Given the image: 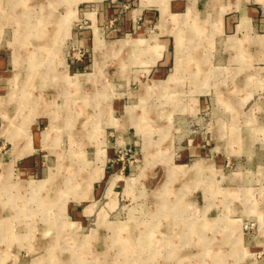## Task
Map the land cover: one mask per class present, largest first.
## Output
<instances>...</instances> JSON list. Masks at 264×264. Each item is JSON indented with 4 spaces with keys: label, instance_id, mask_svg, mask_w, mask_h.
Instances as JSON below:
<instances>
[{
    "label": "rangeland",
    "instance_id": "374dc122",
    "mask_svg": "<svg viewBox=\"0 0 264 264\" xmlns=\"http://www.w3.org/2000/svg\"><path fill=\"white\" fill-rule=\"evenodd\" d=\"M145 2L153 10L159 6L158 0ZM136 4L134 0H35L33 6L32 0H0V58L7 61V56L18 51V63L24 66L40 58L42 52L45 68L61 66L62 62L79 67L74 85L64 83L70 97L58 90L59 99L50 98L49 87L54 85L45 83V107L43 101L35 99L37 91H29L31 86L14 83L9 94L1 88L0 132L7 141L6 132L9 135L17 123L26 129L34 122L28 112L39 106L50 112L46 117L62 129L58 140H52L53 147L49 145L43 153L48 155V168L53 172L43 189L37 182L35 186L22 183V189L13 187L16 191L1 187L5 190L0 192V200L12 196L19 205L34 208L29 215H3L9 223L0 228V255L5 258L2 264H162L163 256L156 249L164 245H150L155 240L145 239L140 227L151 225L153 236L170 232L169 226L179 220L172 210L177 211L179 205L190 208V214H183L190 221L217 218L225 223V228L216 229L218 233H210L207 239L216 241L206 246L209 251L232 253L221 264H264V79L245 80L244 62L229 66L225 78L216 76L207 34L192 39L197 34L190 26L192 12L179 17L175 15L178 13L166 17L154 12L147 17L151 28L145 33V27L139 29L144 15L133 11L139 8ZM131 12L135 17L131 19L130 14V21L127 14ZM32 13L41 16L35 28L24 19ZM118 21L122 29H113ZM160 22L173 24V29L167 30L169 35L161 36ZM185 22L188 29L181 28ZM216 22L206 19L204 23ZM175 23L181 24L178 30ZM189 28L192 33L187 31ZM199 30L204 33L205 29L201 26ZM19 31L36 36L19 37ZM177 31L188 43L182 48L179 67L173 37ZM11 40L14 48L8 46L7 55H2L1 51L6 50L3 44ZM137 40L159 45V55L165 52L171 60L167 67L169 80L156 81L160 92L149 94L146 87L139 93L140 84L146 83L141 73L126 79L132 70L131 57L136 55L130 46ZM119 41L130 46L115 54L113 46ZM123 67L124 81L116 77ZM175 73L180 75L176 77ZM85 74L95 80L92 77V82H85ZM254 82L260 85L253 86ZM169 84L172 88L164 92ZM117 85L123 87L125 95L117 94ZM94 91V96L86 95ZM69 111L73 112L71 122L59 124L68 118ZM3 143L0 156L8 159L9 147ZM220 144L231 152L216 153L214 148ZM109 146L133 172L123 189L97 199L90 188L103 163L100 152L107 157ZM201 147L209 154H200ZM255 163L260 167H254ZM34 173L35 179L41 178V172ZM201 210L205 211L202 216ZM116 225L121 228L118 234L112 231ZM225 236L231 239L228 247ZM251 242H257L258 247H251ZM196 247L183 246L172 264H182L186 257L192 259L187 264H211L197 256L203 249Z\"/></svg>",
    "mask_w": 264,
    "mask_h": 264
},
{
    "label": "crops",
    "instance_id": "0c3cea01",
    "mask_svg": "<svg viewBox=\"0 0 264 264\" xmlns=\"http://www.w3.org/2000/svg\"><path fill=\"white\" fill-rule=\"evenodd\" d=\"M126 1H132V0H126ZM145 1L148 0H134V4H136V6H138L139 8L133 10L134 14L139 15L140 13L144 15V22L141 24L139 29H141L142 26L145 27L144 28L145 33L148 32L151 28V25L147 24V17L154 12H158L159 14H164L163 16L166 15V17L168 14L178 13L175 15L179 17L186 15L188 13L190 14V12H192L190 16V21H191L190 26L192 30H195L194 33L197 34L193 33L194 38L192 37L191 38L196 40L197 38H199V36L196 35L204 36L205 34H207L206 37L208 36L207 38L209 39V43H212L211 59L213 61V64H215L216 66L215 68H213L215 70L213 71V74H215L218 77L219 76L223 77L226 75V71L227 69H229V66L237 65V64L241 65L244 62V67L245 69H247L245 70V73H247V77L245 78V80H250V82L251 81L253 82L257 79H261V78L264 79V0L263 1L158 0L159 6L156 7L157 8L156 10H153L152 8L150 9ZM6 3H8V1L5 2V5ZM32 4L33 6L35 5V0H32ZM152 6H156V5H152ZM117 7L122 8L120 7V5H118ZM100 8L102 9L103 6H101ZM120 10H118L119 14L121 13ZM98 14H102V13H98ZM129 15L131 16V19L135 17V15H132V12L128 13L127 16L129 17L130 21L131 19ZM24 19L28 20V22L31 21L32 22L31 24H33V28H35L34 27L35 22L37 21L39 22L41 16L38 15V13H32L31 16H28ZM206 19H210V22H215V20L216 21L218 20V23L216 22L215 24L206 25L207 23L206 24L204 23ZM120 25L121 23L120 21H118L117 23H115L113 29L115 28L116 30L122 29V26ZM128 25H129V29H131V23H129ZM175 25L176 23L174 24V28L177 30L181 26L180 23H177V26ZM201 26L204 27L205 29L204 33L202 30L199 31ZM159 27L161 28L162 31L161 36H164L165 34L169 35L167 33V30L169 28H170L169 30H172L173 24H170L168 22H162V23L160 22ZM187 27H189L188 23L184 26H181L182 29L185 28L188 29ZM187 31L192 33L190 28ZM53 32H56V30H53ZM22 33L23 31H19L17 36L19 37L23 36L24 34ZM25 35L27 36L28 33ZM29 35L36 36V34L34 33L32 34L30 33ZM173 35L175 42L174 46L176 47L175 60L177 61V65L179 67L181 66L179 65V61L182 59L184 53V51H182V48L184 45H186L187 42H186V38L182 36L180 37L179 31H177V33L176 32L173 33ZM11 36L14 38L15 36L14 31H13V35ZM11 44H12V40L3 44L5 45L4 47L6 50L1 51L2 55H7L9 50L8 46H10V48L13 46V45L11 46ZM13 44L15 46L17 45L16 49L19 50L18 42L14 41ZM125 46H130V45H128V43H125L123 41H119L115 43V45L113 46L114 48H116L115 54L116 52H118V49H122ZM130 47H131V52L135 51L136 55L131 57V61H132L131 62L132 70L130 74L131 77L127 76L126 79L127 78L134 79L137 76V74L141 73L142 77L146 79V83L140 84L139 87L141 91L139 93L142 94L143 89L146 87L149 88V94H152L153 92H160L158 91L160 88L156 87L157 85H159V83H156V81L157 82L164 81L166 83L170 77V75L167 74V67L170 66V61H171L169 59L168 54L162 51L163 55L162 56L159 55L161 51L160 49L161 47L157 44H155L154 46V44L144 40L141 41L137 40L136 43L132 42ZM12 54H14V52ZM177 56L180 58V60ZM19 57H20V53L16 51L14 55L7 56V61L4 58H0V94L2 93L1 88H3L4 92H7V94H9L8 90H13L11 87L14 86V83L24 86L28 85L31 86V89H29L28 87L29 91H33V92H35V90L37 91L38 96L34 98L38 102L43 101L42 104L45 107L46 105L45 98L48 97V95L46 97L44 95L45 92L44 85L45 83H51L54 86L49 87V89L51 88L52 90V92L49 93L50 98H53L55 96L56 99H59L58 90H60L64 96L70 97L71 95L69 93L70 89L65 84L71 83L72 85H74L75 83L74 74L78 72L79 67L76 68L75 66H71L65 62H62L61 66L52 64L53 66L50 65L47 68H45V64L43 63L42 52L40 58L38 57L34 60V62L32 63L30 62L29 63L30 65L26 64L22 66L20 63H18ZM181 62H183V60ZM60 68L61 69L63 68L61 73L59 72ZM23 69L25 70L22 72V74L16 76L19 74L18 72ZM95 69L97 70L96 66ZM122 72H124V67L122 71H120V75L119 73H116V77L124 81ZM179 75L180 74L175 73L176 77ZM83 77L85 79L84 80L85 82H89V81L92 82L93 80H95V77L92 75L85 74L83 75ZM162 78L165 80H161ZM172 83L173 81L171 82V84ZM255 83L256 82L252 83V85L253 86L260 85ZM171 84H169V86L166 87V90L164 92L172 88ZM262 85H264V81ZM84 86L85 89H87L88 87L87 83H85ZM41 88L43 90L42 97L39 95V93L41 92ZM120 89H122L121 90L122 92H119ZM72 91H74V86H72ZM116 91L117 94L125 95L123 91V87H121L120 85H117ZM127 92L129 94H132V92L129 89H127ZM94 93L95 91L90 94L86 93V95L94 96L95 95ZM98 93L101 94V92L99 91ZM0 99H2L1 96ZM5 99L8 101V97L5 96ZM12 99H14V97H12ZM19 111L23 113L24 110L20 109ZM47 112L48 111H46L45 108H40V106L37 109H34L32 113L29 111L28 115L35 118L34 122L31 123L26 129H22V126H19V124L17 123L18 126L14 127L12 131H9L10 133L9 135L8 132H6L7 137H9L8 141L6 140V138H3L2 136L4 135V132H0V145L3 143L1 141H4L3 145L4 146L7 145L9 147L7 153L9 155V158L7 159L5 156H0V192L4 191L1 189V187H5L13 191H16L13 187H15L16 189H22L23 188L21 187L22 183H25L26 184L25 186H28L29 184L32 185L34 184L35 186V182H37L36 184L38 185L42 183L41 187L38 186V188H42L43 183L48 181L50 177H52L51 175H53V172L52 170H50V168H48L49 157L47 154L45 155L43 153L47 151L49 145L53 147L52 140L53 142L58 140V138L60 137L59 135L62 133L61 132L62 129L60 128L61 129L60 130L59 128L55 127L54 124L52 123V120L51 119L49 120V118L46 117V115L51 114L50 112L48 113ZM68 113L70 117L67 116L68 118L64 119L63 121H59V124L63 125V124H67L66 122L68 121L71 122L72 120L71 114L73 112L69 111ZM41 126L43 127L41 128ZM75 128L78 129V126H76ZM118 143L119 142H117V144ZM127 144L129 143L127 142ZM199 150L200 152L202 150V153L200 154H209L208 153L209 150H206L205 148L202 149L201 147ZM214 150L216 151V153H223V154H227V152H231L230 149L221 146V144L216 146ZM248 150L254 151L255 149L251 150V148H249ZM107 151H108L107 157L106 154L105 157L103 156V151L100 152L103 163L99 169L100 170L99 177L97 176V178L93 180V183L90 188L92 195H94L97 199L100 198L104 193L113 194V192L114 193L119 192L120 189H123L127 185L128 182L127 178L133 172V170L130 169L129 167L130 165L126 166L127 164L121 161L122 157L120 156L119 158L116 157L118 154H116L112 146H109ZM254 167L258 168L260 166H257L255 163ZM7 170H9L10 173ZM34 170L36 172H41L40 179L39 178L35 179ZM4 184L6 186H2ZM32 190L34 189L32 188ZM5 192L8 193V191ZM41 196H42L41 194L38 195V197ZM16 204L17 205L11 207L10 209L6 207L2 208V205H0V219H1L0 221L4 220L1 222L0 228L3 227L4 224L9 223L8 219H5L3 215L7 216L10 215L11 213L19 214V215H25L23 213L26 214L28 213L27 215H29V213L34 209L31 206L28 208V206L25 207L23 205H19V203ZM40 207L42 208L43 205ZM245 245L247 244L245 243ZM249 245L253 248L258 247L257 242H251ZM160 251L158 254L159 255L161 254L163 256L162 258H164L165 251L162 250V253ZM4 261L5 258L3 256H0V264L4 263ZM163 263L166 262H163L162 260V264Z\"/></svg>",
    "mask_w": 264,
    "mask_h": 264
},
{
    "label": "bare ground",
    "instance_id": "6f19581e",
    "mask_svg": "<svg viewBox=\"0 0 264 264\" xmlns=\"http://www.w3.org/2000/svg\"><path fill=\"white\" fill-rule=\"evenodd\" d=\"M184 22V21H183ZM200 31V30H199ZM181 32V31H180ZM177 33V32H176ZM183 34V33H182ZM181 36V35H180ZM177 40V39H176ZM179 40V39H178ZM181 40V39H180ZM177 42V41H176ZM182 43V42H181ZM178 44V43H177ZM178 47V46H177ZM182 48V46H181ZM185 48V46H184ZM135 52V51H134ZM178 57V56H177ZM179 58V57H178ZM182 61V59L180 60V62ZM163 93V92H162ZM140 112V111H139ZM169 117V116H168ZM137 126H139V124H136ZM140 129V128H138ZM146 136V135H145ZM152 143V142H151ZM150 143V144H151ZM149 145V144H148ZM143 146H146V145H143ZM152 146V144H151ZM155 147V145H154ZM151 148V147H150ZM153 148V147H152ZM156 153V152H155ZM154 153V154H155ZM154 157V156H153ZM146 158V157H145ZM155 159V158H154ZM149 160V159H148ZM146 160V161H148ZM197 163V162H196ZM174 168V167H173ZM175 169V168H174ZM177 174V173H176ZM5 186V185H4ZM3 190V189H2ZM5 190V189H4ZM7 190V189H6ZM2 195V193H1ZM13 195V193H12ZM12 196H7L5 199H1L0 200V205H2V208L4 207H8L9 209L11 207H14L16 204L15 201H12ZM37 198V197H36ZM239 199V198H238ZM37 203V201H35ZM26 203V202H24ZM22 204V203H21ZM43 204V201H42V198H39L38 199V205L39 207L42 206ZM174 204H177L174 202ZM179 204V203H178ZM25 205V204H23ZM183 206V205H182ZM184 207V206H183ZM179 205L178 210L176 211L174 209V211L172 210V213L173 215L175 214V218L179 217V220L178 221H174L172 222L173 225L169 226V231L166 230L163 235H159V236H153L152 232H151V225L150 226H147L146 228L141 226L140 229L142 231L141 234L142 236L144 235V238L145 239H153L155 240L153 243L151 242L150 245H164L163 247H161L160 249L164 250L165 251V257L162 258L163 262H166V263H170L172 264V262L174 263V260H175V257H176V254L177 256L180 254L181 250L183 249V246L187 245V244H191V245H196L199 249V247L201 248V251L202 253L198 254L197 256H203L205 257L206 259L209 260V262L211 264H221L222 261L225 260L226 256L230 254H232L231 252L227 253L226 251H222L220 249H217L216 251H209L208 248H206V246L208 245H211V241L214 243L216 241L215 238L209 240L207 239V237L209 238V235L211 232H214V233H218L216 232V229H221L220 226H223L225 228V223H223L221 221V219H217V218H214V219H211L210 222H204V221H201L200 220L198 221L197 218H195L194 220L190 221L189 219V216L188 218L184 217V216H187V215H184L183 214H190V208H183ZM245 208V207H244ZM47 210V209H46ZM168 210V209H167ZM167 210H164L163 209V213L165 212L166 214H169V212ZM171 210V209H170ZM189 212V213H188ZM205 211L201 210L200 211V214L202 216V214L204 213ZM8 213V212H7ZM196 213V212H195ZM179 214V215H178ZM177 215V216H176ZM47 219V218H46ZM203 219V218H202ZM1 220V219H0ZM4 221V220H2ZM0 221V226H1V222ZM180 221V222H179ZM107 224V223H105ZM224 224V225H223ZM103 224H101L102 226ZM138 225L140 226L141 224L138 223ZM138 225H135L136 227ZM232 225V224H231ZM51 225L49 224L47 227L49 228ZM100 227V226H99ZM135 227V229H137ZM218 227V228H217ZM59 228V226H58ZM175 229L178 230V234L174 235L175 234ZM120 230L121 228L118 227L117 225L116 226H113L112 227V231L114 234H118V232L120 233ZM134 230V229H133ZM233 230V229H232ZM115 231V232H114ZM98 233V232H97ZM113 234V235H114ZM123 235V234H122ZM230 236V235H229ZM229 236H225L223 237V240H224V243H225V246L227 245V243L230 242L231 239H229ZM239 236V235H238ZM5 237V236H4ZM200 237V238H199ZM237 238V237H236ZM7 239V238H6ZM82 239V238H81ZM80 239V240H81ZM120 239V238H119ZM157 239V240H156ZM221 240V243H222V239H219ZM57 241V240H56ZM120 242V240H119ZM220 242V241H219ZM241 244V243H240ZM7 245V244H6ZM122 245V244H121ZM240 247V246H239ZM230 248V246H229ZM232 249V248H231ZM109 250V249H108ZM159 250L158 248L156 249V251ZM127 251V250H126ZM130 251V249H129ZM233 251V250H231ZM159 253V251H157ZM3 254V253H2ZM101 254V253H100ZM133 254V253H132ZM169 254H175V256L173 257H169L168 255ZM1 256V255H0ZM133 256V255H132ZM230 256V255H229ZM211 257V258H210ZM183 263L182 264H187L189 263V261H192V259L186 257V258H183ZM109 263V262H108ZM111 264V263H110ZM224 264V263H223Z\"/></svg>",
    "mask_w": 264,
    "mask_h": 264
}]
</instances>
